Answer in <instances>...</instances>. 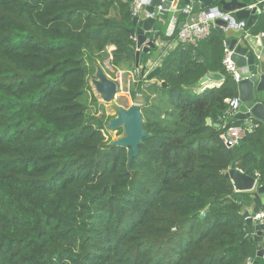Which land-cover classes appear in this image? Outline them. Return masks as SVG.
Returning <instances> with one entry per match:
<instances>
[{
  "label": "trees",
  "instance_id": "obj_1",
  "mask_svg": "<svg viewBox=\"0 0 264 264\" xmlns=\"http://www.w3.org/2000/svg\"><path fill=\"white\" fill-rule=\"evenodd\" d=\"M132 1L0 0V264L257 259L226 172L235 164L264 185V120L244 125L234 147L220 137L226 122L243 125L225 113L239 95L223 65L233 35L216 26L164 55L159 76L138 87L148 135L132 159L106 139L115 116L89 112L98 64L111 55L115 67H136ZM161 17L155 29L176 39ZM247 27L263 31L264 11ZM209 73L223 83L197 91Z\"/></svg>",
  "mask_w": 264,
  "mask_h": 264
},
{
  "label": "water",
  "instance_id": "obj_2",
  "mask_svg": "<svg viewBox=\"0 0 264 264\" xmlns=\"http://www.w3.org/2000/svg\"><path fill=\"white\" fill-rule=\"evenodd\" d=\"M214 0H152L151 4L145 5L146 18L141 15L133 18V27L130 29L132 38L136 41V67H140L144 62L145 54L149 53L156 45L151 40V31L155 25V17H149L148 13H155L159 6H161V16L168 17L171 11L180 10L185 4L192 3L196 9H203L210 6ZM219 9L230 13L231 17L236 20H246L247 25H253L258 18L257 7L250 8L248 3L242 0H220ZM207 11L209 9H206ZM217 28L222 33L233 35L227 40L230 49L234 50L233 59L239 67H249L250 77L243 78L238 82L240 97L246 106V111H239L236 116L242 120H248L256 117L259 120H264V105L258 101V92L264 91V62L256 60L257 51L251 45L250 37L244 40L249 45H243L239 36H243L242 30L228 29L229 21L224 18H217L215 20ZM183 25V22L178 24V29ZM142 74L145 73V66H141ZM161 72V65L156 66L151 72L148 73V79H155ZM222 79L223 75L220 73H209L203 76L198 86L205 84L210 79ZM93 83L96 86L97 92L101 98L106 102H112L115 99L117 92V83L109 77L104 70L97 66L96 74L93 77ZM144 116L142 113L141 105L135 103L128 108L119 107L115 117L110 121L108 128L114 129L117 127H124L126 135L115 140L112 144L122 145L129 149V156L132 159L138 154L139 145L142 139L148 135L144 130ZM211 123V120H208ZM220 126V124H217ZM237 191H252L255 188L257 179L242 171L235 164H232L230 169L226 172ZM250 198L260 200L252 206H247L244 212L246 224L252 230L251 240L255 242L257 247V259H251L254 264H264V221L257 222L254 220L255 215L264 209V185H257L254 192L249 195ZM245 203L246 198L242 196L237 197L238 203Z\"/></svg>",
  "mask_w": 264,
  "mask_h": 264
},
{
  "label": "built area",
  "instance_id": "obj_3",
  "mask_svg": "<svg viewBox=\"0 0 264 264\" xmlns=\"http://www.w3.org/2000/svg\"><path fill=\"white\" fill-rule=\"evenodd\" d=\"M152 0H133L131 5L132 16H139L141 11L144 9L145 5L151 4ZM243 1V0H242ZM250 8L257 7L258 4L248 5ZM220 5L212 6L207 9H196L192 3L185 4L178 11L174 12L169 25L165 31L167 37H171L175 30L178 29L179 19L177 14L180 13L183 16V25L178 29L177 38L174 40L164 39L159 31L153 28L151 31V40L154 42L156 47L163 48L161 57L159 59L149 58L146 62H143L141 66H145V73L142 74L141 66L134 67L132 69H122L109 65V70L114 74V77L110 74H107L117 83V92L115 94L116 100L125 99L127 101L132 100L133 91L137 92V96L141 95L138 91V87L144 88L147 86L152 79H148L147 75L151 72L156 66L161 65L162 58L173 46H177L179 43L190 44L197 46L202 40L209 37L212 33L214 27H216L215 20L217 18H224L229 21L228 29L242 30L243 38L250 37L252 47L257 51L256 60H262L261 52L263 49V39H264V30L258 34H254L246 30L247 21L246 20H236L231 17L230 13L222 11L219 9ZM259 13H263L264 9H261L259 6ZM161 6L157 9L155 13H148L149 17L161 16ZM234 50L230 49V45L225 42L224 44V58L223 65L227 72H229L235 81L239 82L243 78L250 77L251 72L249 67H239L235 60L233 59ZM112 58V56L110 55ZM228 108L226 109L227 118H232L236 115L243 104L241 97L235 96L233 98L227 99ZM227 124V122H226ZM224 125L225 130L221 133L220 137L223 140V143L227 147H234L240 143L246 134V127L244 125H231L227 127ZM254 220L257 222L264 221V209H261L254 217ZM252 263L250 259L248 264Z\"/></svg>",
  "mask_w": 264,
  "mask_h": 264
},
{
  "label": "crops",
  "instance_id": "obj_4",
  "mask_svg": "<svg viewBox=\"0 0 264 264\" xmlns=\"http://www.w3.org/2000/svg\"><path fill=\"white\" fill-rule=\"evenodd\" d=\"M212 6H216V5L214 4V2H213L210 6L205 7V8H203V9H207V8H209V7H212ZM257 11H258V15H259V16H258L257 20L255 21V23H254L253 25H255V24L258 22L259 17H260V13H259V8H258V6H257ZM145 13H146V11H145V9H143V10L141 11L140 15H141L143 18H146L147 16H146ZM173 13H174V12H170L169 15H168V17H166V18H170V19H171ZM157 17H158V16H157ZM157 17H155V25H154V28H155L156 23H157V21H156ZM177 17H178V19H179V23L183 21V16H182L180 13L177 14ZM166 18H165V17H161V18H159V22L163 25V29H164V31H166V29H167V27H168V25H169V23L165 25V22H164V21H165ZM169 22H170V21H169ZM253 25H250V26H253ZM252 29H253V28H246V30H248L249 32L253 33V32H252ZM231 37H233V36H231ZM239 37H240L239 40H240V42H241L243 45H249L248 42H246V40H244V38H243L242 36H239ZM263 46H264V39H263ZM175 47H176V46H173L171 49H173V48H175ZM113 49H114V47L111 46V47L109 48V51H111V50H113ZM171 49H170V50H171ZM162 51H163V48H160V47L158 48V47H156V52H155L154 54H155L156 56L158 55V57H153V59H155V60H156V59H159V58L161 57V53H162ZM261 56H262V60H260V61H261V62H264V47H263V49H262ZM106 60H107V59H106ZM106 60H105V61H106ZM105 61L103 62V64H102V63H101V64H98V66L101 67V68L104 70V72H105L106 74H108V73H107V69L105 68V67H106V66H105ZM258 62H259V61H258ZM92 79H93V78H92ZM223 80H224V76H223L222 79H214V78H212V79L208 80L205 84H203V85H201V86H198V84H197V88H196V90L200 92V91H202L203 89H205L206 87L220 86V85L223 83ZM239 96H240V94H239ZM257 96H258V101L262 102L263 105H264V91H263V92H258V93H257ZM241 111H246V106L244 105V103L242 104V107H241V109H240V112H241ZM255 119H257V118H256V117H252V118H250V119H248V120H245L246 124L243 123V125L248 126V127H251V126L253 125V122L255 121ZM257 185H258V181L256 182V184H255V188H254L252 191H237V190L234 188L235 193L237 194V197H238V196H242V197L246 198L245 203H242L243 199H241V203H240V204L242 205V213H243V214H244V212L246 211L247 206H250V205L254 206V205L256 204V202H257V203H260V200H255V199L249 197V195H250L252 192H254V190L256 189ZM250 234H251V235L253 234L252 230L250 231ZM257 247H258V245L256 246V248H257ZM250 264H254V261H252V263H250Z\"/></svg>",
  "mask_w": 264,
  "mask_h": 264
},
{
  "label": "rangeland",
  "instance_id": "obj_5",
  "mask_svg": "<svg viewBox=\"0 0 264 264\" xmlns=\"http://www.w3.org/2000/svg\"><path fill=\"white\" fill-rule=\"evenodd\" d=\"M170 21V18H166L165 19V25L168 24ZM154 50L152 51V55L150 58L153 57H158V55L156 56L154 53L156 52V49L153 48ZM111 64V57H109L106 61H105V68L107 69V73L112 75L114 77V74L109 70L108 66ZM112 65V64H111ZM123 69V68H122ZM91 86H92V91L89 93L88 96V105H89V112L91 113H97L98 115L102 114L103 112H106L107 115H111V116H115L117 113V109L119 107H130L133 106L135 103H138L141 105L142 103V95H138L137 99L134 100V98H132V100L127 101L125 99H119L116 100L114 99L112 102H106L105 100H103L101 98V95L97 92L96 90V86L93 83V80L91 79ZM246 124L245 121H242V124ZM106 139L111 140L112 142L115 140H118L119 138L123 137L126 135L124 127H117L114 129H110L106 128Z\"/></svg>",
  "mask_w": 264,
  "mask_h": 264
}]
</instances>
